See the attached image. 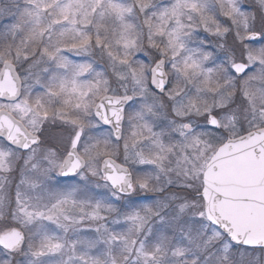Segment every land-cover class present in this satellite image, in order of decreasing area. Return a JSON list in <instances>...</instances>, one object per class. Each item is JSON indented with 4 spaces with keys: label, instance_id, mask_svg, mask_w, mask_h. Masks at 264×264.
Instances as JSON below:
<instances>
[{
    "label": "snow or ice",
    "instance_id": "1",
    "mask_svg": "<svg viewBox=\"0 0 264 264\" xmlns=\"http://www.w3.org/2000/svg\"><path fill=\"white\" fill-rule=\"evenodd\" d=\"M0 264H264V0H0Z\"/></svg>",
    "mask_w": 264,
    "mask_h": 264
}]
</instances>
